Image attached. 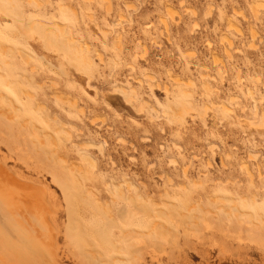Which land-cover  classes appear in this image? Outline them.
<instances>
[{
	"label": "rangeland",
	"instance_id": "374dc122",
	"mask_svg": "<svg viewBox=\"0 0 264 264\" xmlns=\"http://www.w3.org/2000/svg\"><path fill=\"white\" fill-rule=\"evenodd\" d=\"M28 1L0 0L6 7L0 13V95L5 96L0 103V165L4 162L14 177L35 186L28 193L42 192L33 198L35 204L53 203L62 233L60 250L73 253L62 264L105 263L111 248L106 229L95 235L99 241L81 239L80 222L84 219L87 231L98 234L103 217L95 205L81 201L74 188L77 178L92 188L87 197L94 201L97 196L112 200L111 187L103 181L118 184L124 177L139 185L142 196L153 192L147 203L146 195L138 201L124 188L136 200L128 207L140 215L134 228L141 235V242L130 243L128 253L119 255L125 264H264V240L258 244L246 235L247 226L264 230V0H42L41 11ZM25 14L37 31L53 26L52 36L59 35L57 45L38 32L19 37L34 57L28 64L10 40L18 34L16 20ZM164 16L173 18L169 30ZM229 21L239 23L241 34L230 30ZM59 24L74 33L77 45H65L70 33L62 36ZM225 33L232 47L222 40ZM79 43L89 50H78ZM75 51L93 57L92 76L76 64ZM117 84L134 90V100ZM249 88L256 100L248 96ZM164 113L183 114L169 120ZM78 146L97 159L95 172L103 186L94 180L95 188L87 179L92 176L88 166L78 173L65 168L66 161L81 164ZM168 179L179 185L177 196L171 195ZM153 199L164 200V207H158L173 211L178 220L162 212L149 218ZM114 206L124 204L115 200ZM174 206L182 219L188 215L184 221ZM234 208L248 225H238ZM202 216L211 228L196 219ZM156 225L170 227L177 238L169 233L149 237ZM66 234L78 240V247Z\"/></svg>",
	"mask_w": 264,
	"mask_h": 264
},
{
	"label": "bare ground",
	"instance_id": "6f19581e",
	"mask_svg": "<svg viewBox=\"0 0 264 264\" xmlns=\"http://www.w3.org/2000/svg\"><path fill=\"white\" fill-rule=\"evenodd\" d=\"M32 1H34V0H29L28 2L35 3L36 8L38 9V11H41L40 8H42L43 1L42 0H35L34 2H32ZM107 3H108V6H109L110 5V2H107ZM253 4H254V2H253ZM257 8H259V7H257ZM0 9H1L0 10V13H5L6 12L5 4H1L0 3ZM255 11H256V7H255ZM168 13L172 16V12H171V9L170 8H168ZM9 15H13V14H9ZM19 16H23V17H20L17 20L15 19L17 21V25H18L17 26L18 27V34H12L10 36V40H11V43L13 44L14 49L17 50V51H19L18 53L21 55V58H23V60L25 61V63L28 64L29 61H31V60L34 59V57L28 51L27 41L26 40L20 41L19 37H22L23 39L24 38L26 39L27 37L30 36V33L29 32H32V31L33 32H38V33L42 34L46 38L47 41L55 40V43L57 45V42L58 41L56 42V40H58L59 35H56L55 38L52 36V33L54 31V27L53 26H51L49 28H45L44 30H42V31L39 32V31H37L36 26L34 25L33 22L26 21V19H25L26 14L25 15H19ZM170 18L173 19L172 17H170ZM170 18H169V16H164L162 18V21H163L162 23L164 24L165 29H168L169 26H170V22H169V19ZM120 24L121 23H119V25ZM116 25L119 26L118 24H116ZM0 26H1V23H0ZM228 27L230 28V30L231 29H235L238 34H241L240 33L241 32V29H240L239 23H236L235 21H229ZM58 31H59V33L62 36L64 34L66 35V33H70V36L69 37L67 36V37L64 38V43H66L65 45H68V47H72L74 45H77L75 43V35H74V33L73 32H67L68 29L66 28V26L64 24L63 25L59 24ZM252 35L254 37L256 34H254V32H253ZM121 38H122L121 37V33H118L117 36H116V40L118 42H120ZM222 40L228 41V44H229L228 46H230V47L233 46L232 45V41H231L228 33H225V35L223 36V39ZM83 48L89 50V47L87 45H84L82 43H79L78 44V50H82ZM230 50H232V48ZM227 51H228L227 54L230 55V52L231 51L230 52H229V50H227ZM71 52L72 51L70 50L69 53L71 54ZM72 56H73V58H75V60L77 62L76 64L79 67L83 68L84 71L89 76H92V73L94 72V69L92 67L93 57H85L84 55H81L79 52H76V51L73 52V55ZM216 56L217 55H215V57H214L215 62L219 58L218 56L217 57ZM101 57H102V55H101ZM175 82H177L178 85L181 84L180 83L181 81L179 79H176ZM116 88H119L125 94V96L129 100H131V99L134 100V98H135V91L134 90H131L130 87L129 88H125V86H121V85L118 86V84H117L116 85ZM247 93H248V96L250 95V97H252L253 99L256 98L255 97L256 93H255V90L254 89L249 88L247 90ZM55 94L53 96H55ZM4 97L5 96L0 95V103H1V100ZM74 104L75 103L72 104L74 106V109H78L79 107H77V105H74ZM12 105H14V104L12 103ZM15 108L17 109L16 106H15ZM11 109H13V108H11ZM15 112H16V110H15ZM81 112H83V111H81ZM164 114L169 118V120H172L173 118L179 119L180 117H182V114L183 113H181V115H177V116H176V114L171 115V116H169L167 113H164ZM57 121H58L57 120V116H54V122H57ZM62 128H63V126H62ZM52 144L54 145L55 148H58V146H59L58 139L55 136L53 137ZM92 145L94 146V144H92ZM78 148L81 150V151H79V157L81 158V160H80L81 161V164L79 163L80 165H73V163H70V162L66 161L65 162V168L68 169V170H70L71 172L72 171H76L78 173V172H81V170L84 167V165L85 166H88L89 169L91 170V173H92L91 175L92 176H90L87 179H90L91 181H94V180L96 181L97 180L99 182V184H100V182L102 180L101 179V174L95 172V170L98 169L97 159L90 152H88V150H86L87 148L84 149V148H82L80 146H78ZM103 149H104L103 144L98 146V150L99 151L102 152ZM12 150H13V148H12ZM26 155H28V154H26ZM26 157H28V156H26ZM171 162L173 163V162H176V161L175 160L174 161H170V163ZM4 164L5 163L3 162V166L0 165V264H62V259L63 258L73 257L72 256L73 253L71 252L70 249L69 250L68 249L67 250L64 249V251L60 250V247H59V235L62 234V233H61V231L59 229V226H58V224H57V222L55 220L56 213L52 209L53 208V203L51 201L49 203V201L47 199V200H43L42 202L38 203V205L35 204L33 202V198L34 199L40 198L41 195H42V192H40L39 190H37V191L31 192V193H28L27 192V189H29L31 187H35V186H33L32 184H29L27 182H24V181H21V180L17 179L19 177L18 176L16 178L17 175L14 177L11 173H9L7 171V169L4 167ZM5 166L7 167V165H5ZM245 166L247 168V165H245ZM186 168L187 167L185 165V168L182 169V170H184V173L185 174L187 172V169ZM248 173H249V171H248ZM55 174L57 175V179L59 180L60 179L59 178V173L57 171H55ZM165 174H167V173H165ZM23 179L24 178L22 177V180ZM26 179H28V178H26ZM103 179H105V177H103ZM168 180H169V184H170L171 188L173 189L171 195L173 197L174 196H177L178 195V191H177L178 188L177 187H179V185L176 186V184L171 183L172 182V179H168ZM84 181L85 180H82L81 178H77V180L75 181L74 188L76 187V188H78L80 190L79 192H80V194H82V196H81L82 197V200L81 201H83V203H92L93 205L96 206L95 207V209H97L96 211L99 212V215L103 217L102 218L103 226L99 230H97L98 234L89 233V231H87V227H86L85 220L83 219V221H81L82 219L81 220L79 219L81 221L80 223L82 225V226H80V228H82L81 229L82 230L81 231V234L82 235L80 234L81 235V239H83L84 241H86L87 243L86 242L85 243L88 244V241L90 239H92V240L89 241V242H93V240H95V239L97 240L99 237L96 238L95 235L96 236L97 235L99 236V234H100L99 232L100 231H103L104 229H106L105 231H103L106 236L105 235H103V236L107 237L106 238L107 245H109L111 248H110L109 251H108L109 248H107V250H106V252H108V256H109V257L107 256L108 259L106 260V262L103 263L104 261H102V259H101L100 260L101 261L100 264H125V263H127L128 261L127 260L125 261L124 259H121V257L119 255L120 254H124V253H128V247H129L130 243H135V242H138L139 243V241L141 242V235H139V231H137V229L134 228V226H136L135 225L136 224L135 219L136 218L140 219L139 218L140 215L136 214V216H135L134 213L130 211L128 205L136 201V200H134V198H132L133 195L135 196V198H138V201H139L140 198H142L143 196L146 195L145 196L146 199H147L146 202L148 203V200L152 197L153 192L152 191H149V193H148V191H146L147 193L145 195L143 194V196H142L141 193H139L140 190L137 191V188H138L139 185L136 184V183H134L132 180H130V178L124 177L122 179V182H120L118 184H117V182H113L111 180H110V182H109V180H108V182H106V181L104 182L103 181L102 184L105 183L108 187H109V185L111 187L112 196H113L112 197V200H106V199H104L102 197L97 196V197H95L94 201H90L87 196L90 193V191L92 190V188H88L89 186L87 187V185L84 183ZM95 181L93 182V184L94 183H96V184L98 183V182H95ZM251 182H252V180H251ZM34 183L37 184V182H35V181H34ZM101 186H103V185H101ZM107 186H104V187H107ZM125 187H126V189L128 188V190H125V191H127V192H130L131 191L133 193L132 196H130L129 193L127 195V193L124 191V188ZM37 188H38V186H37ZM95 188H96V185H95ZM38 189H40V188H38ZM89 189H91V190L89 191ZM139 189H140V187H139ZM92 192H93V190H92ZM154 193H156V192L154 191ZM32 195H34V197ZM75 197H76V195H75ZM75 197L73 196V199ZM68 198L70 199L69 196H67V199ZM216 198H218V197H216ZM219 198H221V197L219 196ZM230 199H231V197H230ZM238 199H239V203H240V198H238ZM71 200L72 199H70V201ZM75 200H77V199H75ZM115 200L116 201L118 200V204H124V206L123 207H117V206L115 207L114 206V201ZM153 202L155 203L154 208L153 209L148 208L149 211H147L150 214H151V212H154L151 215V217H149V218L152 219V216L154 214L157 215V213H158V215H161V214H159L160 212H162L163 215H166V217H167V215H170L171 217H173L172 216L173 211L167 210L166 208L164 209V208H159L158 207V205L159 206L161 205L162 207H164V205H165L164 204V200L158 201L156 199H153ZM236 202L238 203V200ZM200 203L198 205H200ZM35 205H37V206H35ZM176 205L178 206L179 203H177ZM146 207H148V206H146ZM238 207H241V204ZM237 208H234L235 210L232 213L234 215H232V216H234V218L237 220L238 225H241V226L243 224L244 225L245 224L248 225L249 223L246 222V221H244V219L242 217L243 214L241 213V211L239 212ZM174 209H175V211H178V209H176L175 206H174ZM201 209H202L201 210L202 212H205L203 210V208H201ZM78 210H80V209H78ZM75 212L76 211H74V213ZM208 212H207V214H208ZM76 214H77V212H76ZM79 215L81 216V214H79ZM177 215H178V217L180 216V218L182 219L183 215H181L180 212ZM206 215L204 213V216H206ZM204 216H202V218L201 217H196V219L197 218L198 219H201V221H203L206 224V226H208V227L211 228V224L212 223L209 222ZM186 217H184V218H186ZM184 218L182 219L183 221L185 220ZM173 219L175 220V219H177V217L174 216ZM231 219H232V217L229 216L228 220H231ZM68 220H69V218H68ZM83 222H84V224H82ZM108 222L112 225V228L113 229H114V227H116L119 231L117 232V231L112 230V228L109 227L110 225L109 226L107 225V224H109ZM105 226H108L109 230H107L108 228L107 227L105 228ZM129 227H133V228H129ZM169 228L170 227H165L164 225H156V227L154 228L153 232L151 234H149L148 236L152 238L155 235L156 236L157 235H160V236H162V238L163 237L165 238L168 235V233L171 236V234H170V230L171 229H169ZM247 228H248V233H246V235L249 234V237L247 236L248 238H250L251 240H256L258 242V244H259V241H263L264 240V230H262V229H254L251 226H247ZM240 230H242V228H240ZM223 232H225V231H223ZM79 233H77V234H79ZM173 233H175V232H172V234ZM91 234H93V235H91ZM196 234H198V233H196ZM100 235H102V234H100ZM174 235L175 234L172 235L173 236V239H175L174 238ZM71 236H69V235L66 234V239L71 240V243L75 246L74 248L78 247V243H79L78 240H76L75 238H73ZM73 236L75 237L76 234H74ZM231 236H233V235L231 234ZM237 236H238V233H237ZM175 237L177 238V235H175ZM76 238H78V237H76ZM240 238L241 237H239L238 240ZM196 239H199V238H196ZM83 240H81V241H83ZM171 240L172 239H170V241ZM98 241H99V239H98ZM175 241L176 240L171 241V242H175ZM245 241H246V239H245ZM80 245L81 244H79V246ZM83 245L84 244L82 243V246ZM252 245H254V244H252ZM84 246H86V245H84ZM89 246H90V244H89ZM138 247H137V249H138ZM81 248L82 247H80V250H81ZM77 249H79V248H77ZM84 249L87 250V248H84ZM139 249H140V247H139ZM160 249L163 250V248H160ZM138 251H140V250H138ZM141 251H142V249H141ZM153 251H154V249H153ZM89 252H91V251H88V253ZM158 252H156V253H158ZM160 252L162 253V251H160ZM61 253H62L63 257L61 256ZM93 253H95V252H93ZM133 253H134V251H133ZM86 254L87 253H85L84 256L83 255L82 256L85 258V255ZM79 255H81V254H79ZM88 255L86 256V258L88 257ZM90 257L92 258V256H90ZM90 257H88L87 259H90ZM94 259H95V257L93 258V260ZM93 260L91 259L92 262H94ZM97 264H99V263H97ZM208 264H211V263H208Z\"/></svg>",
	"mask_w": 264,
	"mask_h": 264
}]
</instances>
